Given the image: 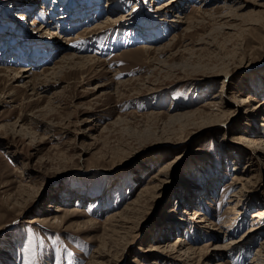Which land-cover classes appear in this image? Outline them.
<instances>
[{"label": "rangeland", "instance_id": "rangeland-1", "mask_svg": "<svg viewBox=\"0 0 264 264\" xmlns=\"http://www.w3.org/2000/svg\"><path fill=\"white\" fill-rule=\"evenodd\" d=\"M0 69V264H264V0H0Z\"/></svg>", "mask_w": 264, "mask_h": 264}, {"label": "bare ground", "instance_id": "bare-ground-1", "mask_svg": "<svg viewBox=\"0 0 264 264\" xmlns=\"http://www.w3.org/2000/svg\"><path fill=\"white\" fill-rule=\"evenodd\" d=\"M178 3H166V4H163V6H160V7H158V9L159 10H161V12H163V11H166L167 13H169V12H171V10L172 9H177L178 8ZM163 10V11H162ZM179 11V10H178ZM74 12V11H73ZM71 13V12H70ZM175 17H180V15H175ZM66 18H70V16L67 14V13H65V14H63V15H61V17L59 18V19H66ZM58 19V20H59ZM107 20L108 21H103L102 23H104V22H112V23H114V24H118L121 20H123L122 18H117V19H111L110 17H107ZM171 21V20H170ZM172 21L173 22H183V21H180V20H176L175 18L174 19H172ZM102 23H99L96 27H94V29H98V28H102V27H104L103 25H102ZM41 29V28H40ZM43 29H46V27H44ZM47 29H49V28H47ZM51 31V33L52 34H57V31H54V30H50ZM80 35H78L77 37H79ZM61 43V42H60ZM60 43H58V46L60 45ZM57 47V46H56ZM60 47H62V46H60ZM32 50V49H31ZM5 53H6V51H5ZM66 57V56H65ZM63 58V61H66V60H71V59H73V55L72 56H68V57H66V58ZM87 58V57H86ZM72 61V60H71ZM33 63L35 64L36 62L33 60ZM64 63V62H63ZM31 69L32 68H23V69H20V71H17L16 69H6V71L8 70V71H11L12 73L13 72H17V73H15L13 76H12V79H15L16 81H18V80H20L21 78H29V77H31V75H30V71H31ZM1 70V69H0ZM22 73V74H21ZM225 88V84L223 85V89ZM222 97H224V99H225V101H226V103L227 102H231L229 99H227V97H226V95L225 94H223L222 95ZM253 100V98L252 97H248V98H241V100H237L236 101V103H238V107L240 106V109L242 108L241 106H245V105H247V104H249L251 101ZM232 103H233V101H232ZM235 103V102H234ZM260 110H262V108L260 109ZM255 153H260V151H258V152H255ZM135 202V201H134ZM237 205H238V203L235 205V207H233V211L234 212H238V213H240V214H243V211L241 210H239V209H237ZM241 206V205H240ZM197 213H199V212H197ZM115 214H117V213H114V214H112L111 215V219L113 218V216H115ZM200 215H201V213H200ZM198 217H199V215H198ZM252 217L254 218V220H260V219H262V218H264V209H260V210H257V211H255L254 213H253V215H252ZM236 218V217H235ZM114 219V218H113ZM37 219H35V221H36ZM209 221H210V219H208ZM198 222H201L202 223V225H203V222H205V219L203 218V219H199L198 220ZM207 222V221H206ZM204 226V225H203ZM205 227V226H204ZM198 228H200V226L198 227ZM259 228H261L260 226H257L256 228H253L252 230H257V229H259ZM184 239H179L177 242H176V245L177 244H179L178 245V247H181V246H183V243H181L182 241H183ZM226 247V246H225ZM224 247V248H225ZM219 248H221V247H216L215 249H219ZM223 248V247H222ZM189 252V251H188ZM192 253H195V251H191V254ZM189 255H188V257H190L191 255H190V253H188ZM191 258V257H190ZM257 261H258V259H257ZM221 264V263H220ZM258 264H259V262H258Z\"/></svg>", "mask_w": 264, "mask_h": 264}]
</instances>
